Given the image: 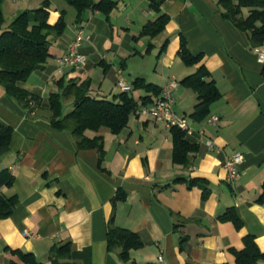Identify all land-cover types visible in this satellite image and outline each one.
<instances>
[{"label": "crops", "instance_id": "crops-1", "mask_svg": "<svg viewBox=\"0 0 264 264\" xmlns=\"http://www.w3.org/2000/svg\"><path fill=\"white\" fill-rule=\"evenodd\" d=\"M44 1L5 0L0 35L22 11ZM113 1L117 7L109 19L89 9L79 24L75 8L70 9L66 0H49L50 24L58 22L62 11L71 15L73 24L67 22L61 36H50L51 58L22 83L41 99L33 112L28 113L0 83V124L14 128L10 150L0 156V171L8 169L14 181L1 186L0 192L17 201L13 213L0 219V264H29L12 250L53 264L52 248L66 243L77 251L90 248L92 260L69 258L61 264H162L160 254L167 264H237L231 249H243L249 234L264 251L263 63L250 35L222 16L218 0H164L162 12L170 16L165 30L154 38L138 37L159 13L150 8L149 0ZM80 26L89 36L80 46L88 61L79 69L65 67L60 72L58 58L69 53ZM182 35L194 55H203L195 66L184 64L178 54ZM201 65L210 71L209 79L222 97L205 119L196 120L198 93L180 81ZM64 75L90 78L91 94L108 99L122 91L119 75L131 86L143 77L162 88L176 77L174 110L188 119L194 133L187 138L199 150L187 165L174 163L171 128L151 116L134 114L121 133L99 132L105 137L103 170L97 149L77 148L70 131L50 122L47 89L56 87L55 80ZM146 94L133 92L135 98ZM212 115L219 116L217 124L208 121ZM208 139L214 141L213 149L206 144ZM236 151L245 159L241 178L232 185L224 164ZM178 178L206 180L209 197L203 200L201 187H189L188 181ZM119 191L125 198L115 202ZM232 207L243 222L239 229L220 219ZM111 221L134 231L144 243L131 251L128 262L119 257L120 248L108 249Z\"/></svg>", "mask_w": 264, "mask_h": 264}, {"label": "trees", "instance_id": "trees-1", "mask_svg": "<svg viewBox=\"0 0 264 264\" xmlns=\"http://www.w3.org/2000/svg\"><path fill=\"white\" fill-rule=\"evenodd\" d=\"M76 10V22L82 23L84 14L89 9H97L109 19L112 11L117 7L113 0H66ZM150 8L159 13L157 19L146 23L138 37L148 36L154 38L161 34L170 20V16L162 12L164 0H149ZM3 2L0 0V30L5 24ZM222 16L233 22L239 29L250 35L252 47L264 46V0H218ZM50 2L45 0L40 7L22 11L10 24L9 29L0 35V83L6 92L18 103L27 109L28 113L34 111L40 97L22 86L34 72L42 70L51 58L50 36H61L67 27L66 13L61 12V17L56 24H50ZM150 43L148 50L152 48ZM167 42L163 45V50ZM178 54L187 66L200 63L203 55H194L188 48L187 39L182 35ZM264 79V64L261 70ZM211 73L205 65H201L193 74L186 76L180 84L191 88L198 93L200 99L193 117L196 120L205 119L211 113V106L222 97L216 82L209 79ZM57 90L48 95V105L51 112L50 122L59 130H68L76 140L79 149H97L99 152L100 167L105 157V137L99 132L108 129L113 134L121 133L129 124L132 115L144 105H152L161 95L163 88L147 81L143 77L134 80L131 91L122 90L112 99L96 97L91 94L92 81L90 78H67L66 75L55 80ZM143 90L147 94L135 98L133 92ZM65 101H70L71 110L65 113ZM96 133L89 136L88 132ZM173 135V161L176 164L187 165L190 155L199 150V145L192 143L187 138L184 130L178 126L171 127ZM14 128L10 125L0 124V156L10 150ZM103 170L105 168L102 167ZM188 181L178 178L176 181ZM14 176L8 169L0 171V187L10 186ZM189 187L197 185L203 190V200L210 194L208 182L204 179H190ZM125 198L119 191L114 201ZM264 201V191L260 197ZM16 199L0 192V219L9 217L15 208ZM223 221H232L239 229L243 222L234 207L229 208L221 217ZM108 249L110 251L120 248L119 257L128 262L133 249L141 248L144 243L141 237L126 228L116 226L111 221L107 228ZM243 249H231L237 264H258L264 262V251L260 249L254 235L249 234L244 238ZM29 264H43L33 253H24L21 250H12ZM91 249L82 251L72 249L70 243L54 246L51 250L53 264L69 258L82 259L91 263ZM14 264V263H13Z\"/></svg>", "mask_w": 264, "mask_h": 264}, {"label": "built area", "instance_id": "built-area-1", "mask_svg": "<svg viewBox=\"0 0 264 264\" xmlns=\"http://www.w3.org/2000/svg\"><path fill=\"white\" fill-rule=\"evenodd\" d=\"M88 38L89 36L86 34L85 28L83 26H80L76 29L75 38L70 45L69 53L64 57L58 58L60 72H63L65 67L79 69L86 65L88 57L80 52V46L83 41L87 40ZM255 52L258 55V60L264 64V46L255 48ZM118 86L124 91H131L132 89V86L126 83L121 75H119ZM178 86V79L176 77H172L163 88L161 95L155 99V102L152 105H144L139 107L136 110V114L151 116L157 121L165 122L170 128L173 126H178L184 130L187 135L194 133V129L190 125L188 119L186 117L177 115L174 110V92ZM219 120L220 118L217 115H212L208 119V121L212 124H217ZM206 144L210 147V149H213L215 146L214 141L209 139L206 141ZM244 159V153L236 151L225 161L224 167L228 172V181L232 185H235L236 182L241 178V165L244 162ZM158 259L162 264H167L163 254H160Z\"/></svg>", "mask_w": 264, "mask_h": 264}, {"label": "rangeland", "instance_id": "rangeland-1", "mask_svg": "<svg viewBox=\"0 0 264 264\" xmlns=\"http://www.w3.org/2000/svg\"><path fill=\"white\" fill-rule=\"evenodd\" d=\"M5 1V0H4ZM7 1H10V2H13V1H15V0H7ZM69 7H70V9H73V11H74V8L71 6V5H68ZM66 13V12H65ZM10 17V16H9ZM70 17H71V15L70 14H66V20H68L67 22L69 23V25L70 24H73V21H70ZM70 27V26H69ZM67 32V31H66ZM57 90V88L56 87H54V86H50L48 89H47V93H46V96H48L49 94H50V92H52V91H56ZM71 105H70V101H65V108H64V110H65V113H67V112H69L70 110H71ZM108 130V129H107Z\"/></svg>", "mask_w": 264, "mask_h": 264}, {"label": "water", "instance_id": "water-1", "mask_svg": "<svg viewBox=\"0 0 264 264\" xmlns=\"http://www.w3.org/2000/svg\"><path fill=\"white\" fill-rule=\"evenodd\" d=\"M258 264H264V262H259Z\"/></svg>", "mask_w": 264, "mask_h": 264}]
</instances>
